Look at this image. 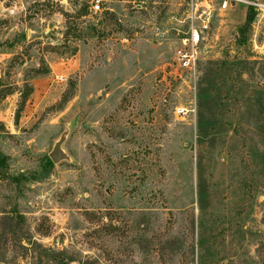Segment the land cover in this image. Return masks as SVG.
Returning a JSON list of instances; mask_svg holds the SVG:
<instances>
[{
	"label": "rangeland",
	"instance_id": "rangeland-1",
	"mask_svg": "<svg viewBox=\"0 0 264 264\" xmlns=\"http://www.w3.org/2000/svg\"><path fill=\"white\" fill-rule=\"evenodd\" d=\"M188 3L0 0V264H264V15L189 76Z\"/></svg>",
	"mask_w": 264,
	"mask_h": 264
},
{
	"label": "built area",
	"instance_id": "built-area-1",
	"mask_svg": "<svg viewBox=\"0 0 264 264\" xmlns=\"http://www.w3.org/2000/svg\"><path fill=\"white\" fill-rule=\"evenodd\" d=\"M237 4L252 7L264 15V4L254 0H189L183 23L186 31L178 39L173 51V61L178 69L194 76L208 36L218 18ZM101 10V0H90V11Z\"/></svg>",
	"mask_w": 264,
	"mask_h": 264
},
{
	"label": "water",
	"instance_id": "water-1",
	"mask_svg": "<svg viewBox=\"0 0 264 264\" xmlns=\"http://www.w3.org/2000/svg\"><path fill=\"white\" fill-rule=\"evenodd\" d=\"M50 158L54 163H57L59 161V156L56 152L51 153Z\"/></svg>",
	"mask_w": 264,
	"mask_h": 264
},
{
	"label": "trees",
	"instance_id": "trees-1",
	"mask_svg": "<svg viewBox=\"0 0 264 264\" xmlns=\"http://www.w3.org/2000/svg\"><path fill=\"white\" fill-rule=\"evenodd\" d=\"M249 10H250V9H249ZM249 10H248V11H249ZM248 26H249V25H248V23H246L244 27H246V28H247Z\"/></svg>",
	"mask_w": 264,
	"mask_h": 264
}]
</instances>
